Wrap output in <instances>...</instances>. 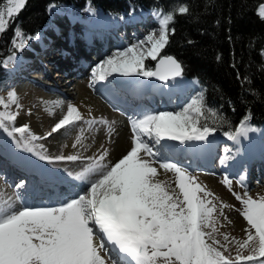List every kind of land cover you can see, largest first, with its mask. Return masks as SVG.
I'll use <instances>...</instances> for the list:
<instances>
[{
	"label": "snow or ice",
	"instance_id": "obj_1",
	"mask_svg": "<svg viewBox=\"0 0 264 264\" xmlns=\"http://www.w3.org/2000/svg\"><path fill=\"white\" fill-rule=\"evenodd\" d=\"M6 2V9L0 7V34L26 4V0ZM55 7L50 4L48 9ZM86 11L96 14L90 7ZM188 12L187 6L166 13L154 10L158 28L96 64L89 87L97 82L113 83L109 78L116 76L154 78L165 85L182 77V65L161 52L175 31L170 28L175 16ZM257 14L264 20V5ZM35 38L38 37L25 36L17 27L12 39L13 54L3 61L4 66ZM147 60L156 61L154 69L146 64ZM12 106L20 108L16 93L9 91L7 100L0 97V108L4 109L0 111V131L11 138L17 149L48 163L81 157H49L36 141L81 121L87 131L96 125L103 126L108 135L113 130L109 121L85 119L74 105L68 104L66 113L47 136L39 137L28 125L15 126L18 111H12ZM250 119L249 113L234 130L225 131L226 138L237 144L241 138L247 139L250 132L256 131ZM128 123L131 148L122 158L114 164L104 163L105 149L79 173L68 174L79 182L74 186L79 192L56 205L28 206L22 198L27 180L21 179L15 185L14 196L0 200V264H264V196H250L241 176L237 183L245 191L243 195H233L247 225L244 237L220 234L219 227L223 225H219L213 193L162 151L166 146L163 142L188 146L207 142L218 127L231 128L225 117L207 106L203 92L191 97L179 110L142 111L129 117ZM83 139L81 132L73 147ZM159 170L173 174L174 188L159 179ZM222 183L231 191L228 176ZM224 207L227 205H219L220 216Z\"/></svg>",
	"mask_w": 264,
	"mask_h": 264
},
{
	"label": "rangeland",
	"instance_id": "obj_2",
	"mask_svg": "<svg viewBox=\"0 0 264 264\" xmlns=\"http://www.w3.org/2000/svg\"><path fill=\"white\" fill-rule=\"evenodd\" d=\"M264 5V4H263ZM7 7V2H6ZM5 7V9H6ZM260 8V7H259ZM259 10V9H258ZM47 14V12H46ZM145 16L147 17L146 23L143 25L140 23L141 17ZM49 14H47L48 16ZM48 18L51 19V16L49 15ZM113 20H119V17H113ZM139 19V20H138ZM143 19V18H142ZM107 18L103 17L102 15H98L97 12L95 15H92L88 11H84L77 16H69L67 14L63 13H57L56 14V21L52 25L49 23L46 24L44 31L46 33L50 34L52 37L49 40V48H53V51H45L44 53H35L32 57V60L29 61V65L32 67H36L35 69H31V67L24 66L23 70H14L13 67L17 64L19 61L18 59L21 57V51H17L16 53H19V56L16 61L12 63V69L13 73L6 76V81L4 82V88L0 89V97L7 100V94L9 91H14L16 93V89L18 86L23 87H29L34 91H37L39 96L31 97V100H29L30 108L32 114L35 116V122L37 126H35V129L30 128L31 132L39 137H45L47 136V133L51 131V128L55 125L56 122L59 121V119L62 118V116L66 113L68 104L74 105L82 114L81 110L79 109L76 100V94L74 93L76 90V86L81 83L82 80L88 81L87 84H84L85 89L89 91V94L92 96H95L99 98L101 102H104V107L108 108L112 114L115 112L117 113H124L125 116L119 121H122L124 124L126 123V126L130 128L129 126V117H133L134 115H137L136 113H140L142 111H152V112H158V111H176L179 110L184 103H186L191 97L197 95L200 93L198 85L191 82L188 86H184L183 94L186 96V100L182 98L180 94H178V91L174 90L172 93H168V95H164V83L159 84H153L155 87V91L149 94H144L143 98L141 99L142 103L138 101L135 104H132L130 109H123L121 108V103H118V105H113L110 103L108 105L107 101H103L102 97H100L97 93H94V90L98 87V91H102L105 95H109L110 97H113L114 100L122 101L121 94L124 95L122 92L123 89L120 88L119 82L122 81V77H110L109 80L113 81V83H107L106 84H100L99 82L95 83L92 87H89L90 80H91V71L92 68L103 61L108 56L112 55L115 51L123 49L124 47H127L129 44L133 43L134 41L143 38L146 34L153 31L154 29L158 28V24L156 22L155 17L150 12H145L140 9H134L130 12L128 15V18L126 19V26L123 24L121 26H115L112 27L113 29L107 30V33L100 34L98 30H104L108 24H107ZM137 20V21H136ZM60 21H68V26L70 25L68 34L70 33V39H68L67 35H64L66 32V27L62 28L59 32H57L58 23ZM136 21V22H135ZM139 21V22H138ZM75 22V23H73ZM85 26L90 27L94 30H88V36L89 41L92 43V51L87 52L85 54L86 59L89 58L90 61H88L86 64H84V67L81 69H77V65L74 67L75 69L72 71H69L71 69L66 68V64L69 66H72L75 62H73L74 55L71 54L69 60H65L64 54L65 52H68L67 46L65 44L69 43L70 40L74 39L76 44L79 47H82L81 41L82 40L79 36L72 35L73 30L76 33H80ZM48 27V28H47ZM95 27H98L97 30H95ZM47 28V29H46ZM43 31V32H44ZM42 32V34H43ZM72 32V33H71ZM97 34V38H96ZM58 37H55L57 36ZM109 38V39H108ZM13 39V38H12ZM81 39V40H80ZM34 40V39H33ZM28 41L27 47L30 46V43L33 41ZM68 40V41H67ZM110 40V46H107V42ZM65 41V42H63ZM12 44V40H11ZM60 44V45H59ZM58 46V47H57ZM108 47V48H107ZM24 48V49H25ZM30 48V47H29ZM101 50V52L99 51ZM110 51V52H109ZM98 53V57H96ZM162 55V52H161ZM85 59V61H86ZM7 60V59H6ZM76 62L78 60H75ZM151 60H147L146 64L150 66ZM28 64V63H27ZM60 68V69H57ZM5 71L9 69V64L5 67ZM16 71V72H15ZM19 71V72H17ZM20 73L19 78L14 77L15 74ZM22 76V77H21ZM64 79V83H60V81ZM135 82H138L139 86L143 85L145 82L150 83H158L160 81L157 80H150V79H144L142 77H136L134 80ZM141 82V83H140ZM86 83V82H85ZM89 83V84H88ZM164 84V85H162ZM123 85V84H122ZM174 84L167 83L165 86L172 87ZM50 87L51 90H46L45 87ZM102 90H100V88ZM93 89V90H92ZM91 90V91H90ZM97 91V92H98ZM128 92V91H127ZM155 92H158L160 95H163L162 99H159V97L155 96ZM99 93V92H98ZM167 93V92H166ZM153 94V95H152ZM164 100H167L168 103H164ZM19 102V100H18ZM155 104L154 109H150L148 107V103ZM178 102V103H177ZM106 104V105H105ZM20 105V103H19ZM108 105V107H107ZM140 105L139 107H137ZM112 108V109H111ZM122 110H120V109ZM139 108V109H138ZM160 108V109H159ZM21 109V106L19 110ZM137 109V110H136ZM3 108H0V111H3ZM12 111H19L16 109L15 106H12ZM114 111V112H113ZM119 111V112H118ZM52 113L51 115L49 113ZM116 113V114H117ZM83 116V114H82ZM128 118V119H127ZM25 124H22L21 119H16L15 126H23ZM87 126L81 121L77 122L75 125L69 126L66 129H61L57 133L52 134L51 136H47L46 139H40L35 142L37 146H42V152L44 155H47L49 157L55 158L57 156H63L65 153V148L68 145V142H71L74 138H76L81 132H83V136L86 137ZM102 127L101 125H96L93 128ZM131 131V130H130ZM129 134V140L131 142L132 133L128 132ZM166 144L165 148H172L181 151V157L180 159H176L175 157H169L167 155V151L165 148L162 150L164 155L168 157V159L171 162L178 163L180 166L186 168L192 175L197 177V181L204 185L208 190H210L212 186L217 188L216 190H210L211 193H213V199L214 203H216L218 212L216 215L219 218V225H223L222 227H219V233L220 234H228L230 238L235 237L237 239H242L244 237L243 229L247 226L246 222L243 220V218L239 215V209L240 204L238 201H236L233 193H237L240 195H243L245 188H242L237 181L240 179L241 176L244 177V185L246 186V190L248 191L249 195L253 198H257L258 196H264V132L263 134L254 133L253 137L244 139L241 138L240 142L234 143L233 141H230L226 138L224 134H219L215 132L212 136L208 138L207 142H193L192 144L185 146H180L177 142H163ZM201 144L202 148L205 150L210 147V145L213 144L214 149L217 151V156L212 158V154L208 158L199 157V159L196 160V166L192 167V160L195 158L192 156V154H195L193 149L197 147V145ZM0 147L3 148L4 151L7 149L8 151H14V156L17 158L18 164L17 170H19L15 175L8 176V167L5 166L4 169L0 170V178H9L10 181L7 184L11 190H15V185L21 180L26 179L27 180V187L25 190H22V198L24 203H28L31 206H41V205H56L60 201L67 199L68 196H71L75 194L76 192H79L78 187H74L79 182L73 180L70 177H66V171L70 170L74 167L73 164H77L78 162H87L89 157L88 156H79L80 159L76 161H54L53 163H48L43 160H39L38 158H35L30 153L22 152L19 149L15 147V145L12 143L11 138L7 137L6 134H4L2 131H0ZM256 151H261L260 157L257 159L256 162L251 164L250 166L247 163H242L241 169L239 171H236L235 169L238 166H233L234 163L236 164V160L240 158L244 152V150L251 151L252 148ZM131 146L127 149L130 150ZM190 149V150H189ZM112 150H116L114 147ZM127 151L124 154H121L119 156H113L112 160L108 163L114 164L118 161L119 158H122L123 155L127 153ZM179 151H177L179 153ZM186 151V152H185ZM194 152V153H193ZM115 152L112 151V154ZM173 155V152L171 153ZM77 155V154H76ZM184 155H188L190 157V165H185V162H187L186 159H184ZM228 155H230L229 159H225ZM78 156V155H77ZM180 156V154H178ZM1 159V158H0ZM183 159V160H182ZM246 158H242V160H245ZM2 160V159H1ZM22 160H30L32 163L36 165L38 168H42L44 171L45 178L48 183V188H37V186L40 184V179L35 176L34 174L31 175H25L20 174L22 169ZM189 160V159H188ZM202 160V161H201ZM211 160V163H210ZM241 163V162H240ZM239 163V165H240ZM199 166V167H197ZM209 167L210 170H205L204 168ZM31 170L36 172L35 168H31ZM160 171V170H159ZM161 174V173H160ZM168 176H170V179H161V175L159 176L160 180L168 182L173 188L174 185V176L172 173H166ZM201 176H209L211 179H214L213 181L216 183H211L210 181L207 183L209 185L204 184V182L199 178ZM225 176H228L232 180V189L229 191L228 188L224 186V184L221 182L222 179H224ZM37 177V179H36ZM39 180V181H38ZM54 181V183H53ZM220 182V183H219ZM65 185V187L63 186ZM218 185V186H217ZM70 189V190H69ZM178 191V190H177ZM213 191V192H212ZM215 191V192H214ZM223 203L224 205H227V207H224L222 209L223 215H219V205ZM222 235L218 236V239L222 240Z\"/></svg>",
	"mask_w": 264,
	"mask_h": 264
},
{
	"label": "trees",
	"instance_id": "obj_3",
	"mask_svg": "<svg viewBox=\"0 0 264 264\" xmlns=\"http://www.w3.org/2000/svg\"><path fill=\"white\" fill-rule=\"evenodd\" d=\"M50 4L69 16L90 7L108 18L127 16L134 9L153 14L156 9L166 13L187 6L188 14H177L170 25L175 31L162 56L175 58L183 76L196 80L207 106L229 122L231 128L218 127L217 133L234 130L249 113L251 127L264 131V20L257 14L264 0H26L0 34V89L7 76L3 61L13 54L15 29L38 37L49 23ZM0 7H6V0H0Z\"/></svg>",
	"mask_w": 264,
	"mask_h": 264
},
{
	"label": "bare ground",
	"instance_id": "obj_4",
	"mask_svg": "<svg viewBox=\"0 0 264 264\" xmlns=\"http://www.w3.org/2000/svg\"><path fill=\"white\" fill-rule=\"evenodd\" d=\"M63 13L59 11L56 7L49 10L47 8V13L51 16L50 19V23H52V25L54 24V22L56 21V14L57 13ZM97 14L102 15L103 17H105L103 15V13H101L100 11L97 12ZM143 18V19H142ZM139 20V19H138ZM140 23H142L143 25L146 23V21L148 20L147 17L144 16L141 17ZM137 21V20H136ZM135 21V22H136ZM139 22V21H138ZM75 23V22H73ZM58 28L57 32H59L62 28L66 27H70V25L68 26V21H60L58 23ZM48 28V27H47ZM46 28V29H47ZM98 27H95V30H97ZM69 31V28L66 29V32L64 35L68 36V39H70V33L67 34V32ZM88 30H94L90 27L85 26V28L80 32V33H76L73 30V34L72 35H76L79 36L82 40L81 41V45L82 47H79L78 49V45L75 43V40L72 39L69 41V43L65 44V46H67V50L68 52H65L64 57L65 60H69L70 55L73 54L74 55V59L78 60L77 62L74 60L73 62V68L72 66H69L68 64H66L65 69H71L69 71L74 70L75 66L77 67V69H81L82 67H84V64H86L88 61H90L89 58L86 59L85 54L87 52L92 51V43L89 41V36H88ZM70 32V31H69ZM72 33V32H71ZM52 36L48 33H46V31L43 32V34L41 33L38 38H35L31 43H30V48H25L21 51V57L18 59L19 61L17 62V64L15 65L14 70H23L24 66L29 67V61L32 60V57L35 53H44L45 51H53V48H49V40ZM80 39V40H81ZM109 39V38H108ZM31 41V40H30ZM68 41V40H67ZM65 42V41H63ZM110 40H108L107 42V46H110L108 44H110ZM60 45V44H59ZM108 48V47H107ZM110 52V51H109ZM98 53L96 55V57H98ZM86 59V61H85ZM28 63V64H27ZM31 69H35L36 67H32L30 66ZM60 69V68H57ZM17 71V72H19ZM16 72V71H15ZM20 73H16L14 75L15 79L19 78ZM22 77V76H21ZM123 78V77H122ZM124 81L119 82V86L121 89H123L122 92L124 95L121 94V98L122 101H118V100H114L113 97H110L109 95H105L104 93H102V91H98V87H94L97 88L94 90V93L98 94L100 97H102L103 101H107L108 105L113 104V105H118V103H121V108L123 109H130L132 104H135L137 101L139 103V101L142 103L141 99L143 98L144 94H149L150 91L151 93L155 91V87L153 84H159L162 83L161 81L158 83H150L149 80H147L148 82H145L143 85L138 84L137 81L134 80V78H123ZM64 79H62L60 81V83H64ZM86 82V83H85ZM88 81L86 80H82L80 84H78L76 86V90H75V94H76V100H77V105L79 107V109L81 110L83 117L85 119H91V118H95L96 120H100V119H104L107 120L111 123L112 125V131L111 134L108 135L106 134V130L105 128L102 127H97V128H93L91 131H87V135L86 137H84V139L82 140L80 145H77L76 147H73V144L76 142V138H74L71 142H68V145L65 148V153L63 156L67 157L69 155H78V156H88L89 159L87 162H78L77 164H73L74 167L70 170L66 171L67 176L66 177H70L68 174L72 173L73 175L79 173L83 167L90 162V159L98 157L100 154H102L104 152V150H107V156L105 158L104 163L106 162H110L112 160L113 156H119L121 154H124L127 149L131 146V142L129 140V134L128 132H131L130 128L126 126V123L124 124L121 120L122 118H124L123 116H125L124 113H117L115 112L114 114H112L110 112V110L108 108L104 107V102H101L99 100V98L92 96L91 94H89V91L87 89H85L84 84H87ZM171 84H174L172 87L169 86H165L164 84V95H168V93H172V91L176 90L178 91V94H180L181 96H183L182 98H184L186 100V96L182 95L183 94V89L184 86H188L191 82H193L194 84L197 85L196 81L194 79H188L186 77H184L182 75V77H177L175 81H168ZM100 84H106L107 82H99ZM141 83V82H140ZM89 84V83H88ZM45 87L46 90H51L50 87H46V86H42ZM100 88V87H99ZM93 90V89H92ZM100 90H102L100 88ZM91 91V90H90ZM99 93H98V92ZM128 91V92H127ZM167 92V93H166ZM150 93V94H151ZM16 95L18 97L21 109L18 111V119H21L22 124L28 125L29 128L35 129V126H37L36 122H35V116L32 114L31 109L30 108V104H29V100H31V97H37L39 96V94L37 93V91L32 90L29 87H23V86H18L16 89ZM153 95V94H152ZM155 96L159 97V99L163 98V95H160L158 92H155L154 94ZM164 103H168L167 100H164ZM106 105V104H105ZM112 109V108H111ZM120 109V108H119ZM160 109V108H159ZM122 110V109H120ZM149 111V110H148ZM114 112V111H113ZM155 112V111H154ZM117 113V114H116ZM126 117V116H125ZM128 119V118H127ZM86 129V128H85ZM255 132H250L248 134V138L253 137ZM183 147V145H180ZM113 147L116 150H112ZM252 148V147H251ZM6 151L3 150V148L0 147V170L4 169L5 166L8 167V176H13L17 174V172L19 170H17V166L16 164H18L17 162V158L14 156V151H8L7 149H5ZM165 150L167 151V155L169 157H175L176 159H180L181 157V151L176 150V149H172V148H168L166 147ZM190 150V149H189ZM112 151L115 152L114 154H112ZM179 151V153L177 152ZM193 151H195V154H192V156H194L195 158L192 160V167L196 166V160L199 159V157H203V158H208L211 154H212V158L217 156V151L214 149L213 144L210 145V147H208L207 150H205L204 148H202V145L199 144L197 145V147L195 149H193ZM173 152V155L171 154ZM186 152V151H185ZM194 153V152H193ZM178 154H180V156H178ZM261 151H256L254 150V148L251 149V151H247L244 150L242 156L240 158H238L236 160V164L234 163L233 166H238L235 170L239 171L241 169L242 163H247L249 166L251 164H253L254 162L257 161V159L260 157L261 155ZM35 158H37L36 156H34ZM227 157H230V155H228ZM168 158V157H167ZM242 158H246L245 160H242ZM229 159V158H228ZM241 162V163H240ZM240 163V165H239ZM28 166V167H26ZM22 169L20 174H31V172H29L31 169V167L36 169V173L38 174L37 177L40 179V184L37 186V188H48V183L47 180L45 178L44 175V171L42 168H37L36 165L34 163H32V161L30 160H22ZM205 170H210V168L207 166L206 168H204ZM160 177L161 179H170L171 177L168 176L166 173L163 172V170H160ZM203 182H211V183H216L211 179L209 176H201L199 177ZM10 181V177L8 178H0V200L3 199H7L8 197H13L14 196V192L15 190H11L9 188V186L7 185ZM39 181V180H38ZM223 181V179H222ZM221 181V182H222ZM204 182V184H205ZM54 183V181H53ZM206 183V184H207ZM220 183V182H219ZM55 184V183H54ZM205 184V185H206ZM208 185V184H207ZM65 187V185H63ZM218 186V185H217ZM209 187V185H208ZM211 189L210 190H216L217 188L211 185ZM70 190V189H69ZM209 190V191H210ZM213 192V191H212ZM215 192V191H214ZM218 192V191H217ZM219 193V192H218ZM17 204H19V201L17 202ZM28 206V203H26ZM34 206V205H33Z\"/></svg>",
	"mask_w": 264,
	"mask_h": 264
},
{
	"label": "water",
	"instance_id": "obj_5",
	"mask_svg": "<svg viewBox=\"0 0 264 264\" xmlns=\"http://www.w3.org/2000/svg\"><path fill=\"white\" fill-rule=\"evenodd\" d=\"M155 64H156V61H154V63H153V69L155 68ZM150 80H154L155 81V79L154 78H150ZM158 81V80H157Z\"/></svg>",
	"mask_w": 264,
	"mask_h": 264
}]
</instances>
